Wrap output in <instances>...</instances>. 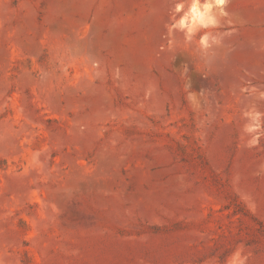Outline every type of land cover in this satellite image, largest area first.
Instances as JSON below:
<instances>
[{"label": "rangeland", "instance_id": "374dc122", "mask_svg": "<svg viewBox=\"0 0 264 264\" xmlns=\"http://www.w3.org/2000/svg\"><path fill=\"white\" fill-rule=\"evenodd\" d=\"M173 6L0 0V264H264V0Z\"/></svg>", "mask_w": 264, "mask_h": 264}, {"label": "clouds", "instance_id": "9594fccd", "mask_svg": "<svg viewBox=\"0 0 264 264\" xmlns=\"http://www.w3.org/2000/svg\"><path fill=\"white\" fill-rule=\"evenodd\" d=\"M229 3L230 0H174L169 23L166 25L168 36L174 37L176 32H180L185 41L191 43L199 34L197 46L202 52H208L221 42L224 34L215 30L221 28L222 20L230 16L227 10ZM173 42V39L169 40L170 45ZM244 115L252 121L251 124L245 126V131L259 134L261 128L264 127L261 124L264 114L246 112ZM240 264H243V260H240Z\"/></svg>", "mask_w": 264, "mask_h": 264}]
</instances>
